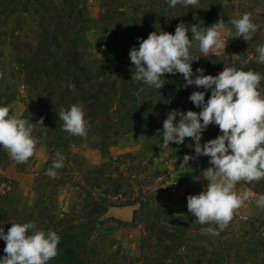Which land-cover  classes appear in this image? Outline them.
<instances>
[{
  "label": "trees",
  "instance_id": "trees-1",
  "mask_svg": "<svg viewBox=\"0 0 264 264\" xmlns=\"http://www.w3.org/2000/svg\"><path fill=\"white\" fill-rule=\"evenodd\" d=\"M235 1L199 0L195 8H184L180 5L170 7L168 0H148L138 6V22L148 32L147 35L154 31L174 34L177 24L181 22L189 28L192 25L206 28L220 19H233ZM109 5L110 0H101L100 18L95 21L87 11L67 1L58 5L54 0H23L22 3L19 0H0V19L4 12L8 11L10 14L18 9L32 17V33L35 37L24 42L18 40L14 43V52L27 88L26 108L21 118L29 119L33 124L43 118L42 127L37 125L33 135L48 150V168L52 167L56 152L64 156V166L60 169L66 170L68 164L77 162L78 156L72 151V146L89 142L106 155L111 146L132 133L144 139L143 148L146 151H155L163 146V121L167 115L173 110L199 112L201 109L189 99L193 91H204L206 101L211 95L209 89L186 85L179 73L165 74V85L159 90L143 82L131 80L134 65H128L120 71L116 69L122 52V46L118 42L106 41L102 43V56L93 54L87 32L94 25L107 22L110 13L106 8ZM253 22L258 25V29L252 39L246 42L242 37L237 38L236 44L221 56L204 57L199 51L198 42L193 40L190 51L194 57L200 58L192 63L193 78L198 75L197 68L204 69V75L215 76L217 69H224L225 65L244 71L252 70L264 77V64L255 59L248 60L249 56L258 55L257 46L264 45L262 28L256 21ZM234 55H240L239 59ZM1 69L0 55V74ZM11 81L13 83H6L0 75V106H7L17 97L18 87L13 76ZM259 90L264 95V79L261 80ZM73 104L83 106L84 118L88 122L85 137L73 136L62 130L63 121L59 120L58 114L62 108L70 109ZM178 120L179 117L177 122ZM210 126L206 131L209 130L211 138L221 134L215 124H212L215 127ZM117 163L118 160L104 162L97 171L98 189L110 197L126 196L131 189L123 174L118 175L119 180L114 177ZM9 165L10 155L0 147V185H7L4 193L0 191V227L7 231L11 223L34 222L36 230L47 232L57 219V208L40 221L35 214L40 201L34 207L24 205L14 182H10L3 175ZM119 209L105 210L110 219L125 217L119 213ZM131 209V220L136 222L141 218L145 225V235L140 247L142 260H148L151 255H155L154 250L157 248L159 254L165 256L157 264H227L226 260L233 256L240 259L231 264H255L256 257L248 262L242 255L257 254L264 249V238L249 243L240 242L231 247H226L221 241H210L209 244L200 243L194 248L196 255L178 253L168 260L165 250L169 245L162 239L155 245L149 234L150 216L143 215L144 208ZM138 213H142L141 217ZM177 218L187 223L191 230L214 228L213 223L201 225L195 219ZM252 224L254 226V222ZM255 225L260 229L264 227V211H261V217L256 220ZM88 228L85 223L71 224L62 231L59 234L61 240L58 255L49 264H113L110 257L105 255L104 247H100L98 241L92 239V232ZM226 228L221 232L225 233ZM257 264H264V261Z\"/></svg>",
  "mask_w": 264,
  "mask_h": 264
},
{
  "label": "rangeland",
  "instance_id": "rangeland-1",
  "mask_svg": "<svg viewBox=\"0 0 264 264\" xmlns=\"http://www.w3.org/2000/svg\"><path fill=\"white\" fill-rule=\"evenodd\" d=\"M19 1L22 3L23 0ZM54 1L58 5H62L65 1L76 5L79 9L87 11L95 21L100 18L101 0ZM147 1L110 0V5L106 8L110 13L107 22L94 25V28L87 32L90 51L100 57L104 50L102 43L115 41L122 46L116 69L120 71L132 65L129 51L134 46L139 47L140 39L148 37V32L138 22L137 14L138 6ZM235 6L233 19L239 18L243 13H251L252 19L261 26V34L264 38V0H236ZM224 22L225 27L231 29L232 37H235L236 30L230 24V20ZM32 27L31 15L23 13L20 9L14 13L9 14L7 11L1 15L0 75L6 83H13L11 76L16 80L17 97L7 106L18 118H21L26 108L27 88L24 74L21 73L20 66L16 62L14 43L18 40L24 42L33 39L35 36ZM225 39H228L225 51L210 56L224 55L229 47L236 44L237 38L226 36ZM222 70L223 68H218L217 74ZM208 131L205 130L202 134L200 141L202 145L214 139L210 137ZM143 145L144 139L132 133L111 146L106 155L102 154L100 149L91 146L89 142L72 146V151L78 156L77 162L68 164L66 170H54L57 174L52 177L47 174L50 169L46 165L48 150L39 142L35 155L26 164H18L10 157V165L3 175L10 182H14L13 185L18 188L24 205L34 207L40 201L35 211L40 221L57 208V219L50 226V230L58 235L71 224H88L92 239L98 241L100 247H104L105 255L110 257L113 264H157L165 256L159 254V250L155 248V255H151L148 260H142L140 247L145 235V225L141 222V218L136 222L126 216L110 219L105 209L112 211L120 208L119 210L126 211L131 207L144 208L143 215L150 216L148 227L153 243L157 245L162 239L169 245L165 250L168 260L173 259L178 253L196 255L194 248L200 243L221 241L226 247H231L240 242L249 243L264 238V227L260 229L255 225L256 220L261 217V211H264L256 205L258 195L264 194V179L250 184L244 181L237 184L238 192L247 190L251 193V197L234 211L225 233H222L215 223L213 225L218 235L205 233L201 229L191 230L187 223L177 217L195 219L187 210V196L199 194L206 186L207 181L202 178L201 173L210 167L209 158L195 156V142L191 138H185L183 144L170 143V148L165 149L161 146L155 151H146ZM185 155H191L193 159L187 166H181ZM111 160H118L114 177L119 180L118 175L123 174L131 185L126 196L110 197L103 190L98 189L97 171L102 163ZM6 189L7 185H0L2 193ZM141 214L138 213V216L141 217ZM4 247L5 241L0 239V258L5 255ZM254 257L257 258L254 260L255 264L264 261V249L259 250L257 254L242 255V258L248 262L253 261ZM239 259L240 257L233 256L227 259L226 263L231 264Z\"/></svg>",
  "mask_w": 264,
  "mask_h": 264
},
{
  "label": "clouds",
  "instance_id": "clouds-1",
  "mask_svg": "<svg viewBox=\"0 0 264 264\" xmlns=\"http://www.w3.org/2000/svg\"><path fill=\"white\" fill-rule=\"evenodd\" d=\"M168 4L170 7L195 8L199 0H168ZM230 24L236 30L235 37H232L231 29L225 27L223 19L206 28L198 25L189 28L181 22L174 34L151 32L146 39L139 40L138 48L134 46L129 51L134 65L133 81L159 90L165 85V74L179 73L186 85L211 90L207 101L204 91L191 93L189 99L201 109L199 112L173 110L167 115L163 121V148H170V143L183 144L185 138H191L195 142V156L209 158L210 167L201 173L207 184L199 194L187 196V210L195 217V222L201 225L215 223L220 230L227 227L234 211L251 197L247 190L238 192L237 184L264 179V95L259 90L264 77L252 70L225 65L215 76L204 75V69L197 68L198 75L193 78L192 63L200 59L190 51L193 40L198 42L204 57L219 55L227 46L226 36L242 37L248 42L258 29L251 13H243L230 20ZM256 52L258 55L249 56L248 60L255 59L264 64V45L257 46ZM234 56L239 59L240 55ZM58 116L63 121V131L73 136L87 135L88 122L82 105L73 104L67 110L62 108ZM212 124L218 126L221 134L202 145V134ZM37 125L42 127L43 118L33 124L29 119L16 117L10 107L0 106V147L18 164H26L35 155L39 140L33 132ZM192 159L193 156L185 155L181 166H187ZM63 161L64 156L56 152L47 174L55 177L54 170L62 168ZM256 205L264 209V194L258 195ZM202 231L219 234L212 227ZM0 239L5 241V255L0 258V264H49L58 255L61 237L53 230H36L34 222H27L11 223L6 233L0 227Z\"/></svg>",
  "mask_w": 264,
  "mask_h": 264
},
{
  "label": "water",
  "instance_id": "water-1",
  "mask_svg": "<svg viewBox=\"0 0 264 264\" xmlns=\"http://www.w3.org/2000/svg\"><path fill=\"white\" fill-rule=\"evenodd\" d=\"M119 213L123 216H126V217H130L132 216L133 212H132V209H129V210H119Z\"/></svg>",
  "mask_w": 264,
  "mask_h": 264
}]
</instances>
